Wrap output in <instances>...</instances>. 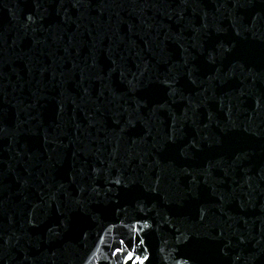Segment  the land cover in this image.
Wrapping results in <instances>:
<instances>
[{
  "label": "water",
  "instance_id": "water-1",
  "mask_svg": "<svg viewBox=\"0 0 264 264\" xmlns=\"http://www.w3.org/2000/svg\"><path fill=\"white\" fill-rule=\"evenodd\" d=\"M0 264H264V0H0Z\"/></svg>",
  "mask_w": 264,
  "mask_h": 264
},
{
  "label": "snow or ice",
  "instance_id": "snow-or-ice-1",
  "mask_svg": "<svg viewBox=\"0 0 264 264\" xmlns=\"http://www.w3.org/2000/svg\"><path fill=\"white\" fill-rule=\"evenodd\" d=\"M29 19H31V18L29 17Z\"/></svg>",
  "mask_w": 264,
  "mask_h": 264
}]
</instances>
